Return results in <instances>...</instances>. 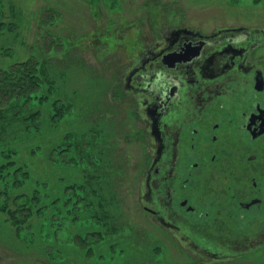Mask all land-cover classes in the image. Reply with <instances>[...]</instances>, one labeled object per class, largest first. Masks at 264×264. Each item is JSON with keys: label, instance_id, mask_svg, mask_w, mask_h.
<instances>
[{"label": "rangeland", "instance_id": "1", "mask_svg": "<svg viewBox=\"0 0 264 264\" xmlns=\"http://www.w3.org/2000/svg\"><path fill=\"white\" fill-rule=\"evenodd\" d=\"M0 9V21L6 25L0 31V71L33 57L46 62L42 65L61 88L38 103L41 148L33 149V126L22 121L31 111L22 110L23 117L11 111L1 138L21 150L20 158L34 168L29 182H42L46 199L60 198L57 204L68 199L71 204L84 194L80 185L93 184L95 212L100 213L97 201L103 200L102 190L114 192L121 209L119 222L126 228L122 235L107 237V242L115 238L127 242L124 252L115 254L117 260H109L108 253L100 256L96 238L83 231L99 226L88 218L91 207L81 201L78 207L83 211H77V205L71 209L58 234L52 229L59 222L51 225L47 216L38 220L44 224L39 236L52 240L54 254L59 255L51 259L37 248L38 230L31 221L16 234L6 214L0 213V264H202L183 251L138 201L148 152L143 150L134 105L121 90V81L154 33L169 27L205 34L242 27L264 30V0H0ZM255 55L264 57V46ZM0 106L6 110L10 104L0 99ZM57 108L64 113L52 125L50 115ZM58 145V151H67L51 162L48 152ZM73 184L78 186L72 193L67 187ZM3 189L0 183V193ZM84 236L91 240L88 255L85 248L74 245L73 238L78 242ZM224 264H264V248Z\"/></svg>", "mask_w": 264, "mask_h": 264}, {"label": "flooded vegetation", "instance_id": "2", "mask_svg": "<svg viewBox=\"0 0 264 264\" xmlns=\"http://www.w3.org/2000/svg\"><path fill=\"white\" fill-rule=\"evenodd\" d=\"M264 30L154 33L121 81L148 159L138 201L202 264L264 248Z\"/></svg>", "mask_w": 264, "mask_h": 264}, {"label": "trees", "instance_id": "3", "mask_svg": "<svg viewBox=\"0 0 264 264\" xmlns=\"http://www.w3.org/2000/svg\"><path fill=\"white\" fill-rule=\"evenodd\" d=\"M2 14L3 12L0 9V18L2 17ZM48 14L46 16L47 21L50 19ZM53 19L54 21L57 19L55 14L53 15ZM49 22L51 23L52 20ZM5 26L6 25L0 21V31ZM42 63L46 64L45 61ZM42 63H39L35 58L32 57L28 60L13 64L10 69L0 71V99H3L10 104V107L6 110L0 106V183L2 184V187H4L3 191L0 193V213L6 214V220L11 226L15 228L16 234H19V232L23 231L25 229L24 225L31 221V227L38 230L35 231L38 240V245H36L37 248L41 250L43 254L46 253L44 255L52 259L53 257L57 256L54 254V252H57L55 244L52 240L41 238L42 236H39V232L44 224H42V222L39 224L38 220L44 216H47L50 219V221L48 220L49 224L52 225V223L59 222L58 225L54 226L52 229L56 231V234H58L67 216L71 215V209L75 208L77 205V211H80V213L83 211V207H78V204L83 201L87 207H91L88 213V218L93 222H97L99 226L96 231L91 230V227H87L83 231L86 232V235L89 238L90 236L91 238H96L95 242L102 247L100 249L102 252L100 253V256L105 257L106 255L104 254L108 253L110 254L108 257L110 258L109 260H117V258H119L118 255H120V252L122 251L123 253L125 250L124 248L127 247V242H124V238L121 239L122 241L120 239L118 240V238H115L107 242V237H117L118 235H122L123 228H126V226L123 227V223L119 222L122 216L120 215L121 209L118 205L117 195L112 191H108V193L105 194L104 189L102 190L103 200L101 199V201H97L98 209L102 210L100 213L95 212L93 194L96 193V187L93 186V184L91 186L80 185L83 187L82 192H84V194L83 196L76 198V201L71 204L68 199H62V202L59 204L57 203L60 202V198L46 199L43 194L44 191L42 190L43 183H39L38 180L33 183L29 182L30 178L33 179L32 175L34 168L29 162L20 158L21 150L17 151L16 147L10 145L5 139L1 138V136H3L7 130L5 123L3 122L8 121V116L11 111H19L18 114H21L22 117V110L25 112L31 111V113L27 117H24L22 121H25L26 123L33 126L32 132L30 133L31 140L33 141V149L35 146H37V148L42 147L39 145L40 141L43 140V134L42 127L39 125L40 110L38 109V103L43 102V100L47 98L49 94H53L55 91L54 89H56L57 92L59 91L58 89H61L58 87L59 85H55L53 82L54 79L52 81V77L49 76L48 71L45 69ZM44 85H46V88ZM45 91L50 93L46 94L47 92ZM63 110V108H57L56 110L52 111L50 115L52 125L56 123L57 119L63 115ZM10 117L12 119H17L16 116ZM25 134H27V132ZM58 147L59 145L52 147L48 152L51 162L57 161L56 159H58V154H62L63 152L67 151V148L58 151ZM31 151L33 150H30L29 152ZM52 156L54 158H51ZM61 160H63V158ZM77 186V184H73L67 187V189L69 188V190H71L73 193L75 189H77ZM84 209L86 208L84 207ZM87 212L88 210H86L85 213ZM65 215L67 216L64 218ZM61 216L62 221L60 224L59 217ZM76 220L78 219L75 218V221ZM87 236H84L83 238V240L86 241L85 243L81 237L78 242L73 238L74 245L77 248L80 250L85 248L87 250L85 252L86 255L92 252L90 247L91 240ZM118 251H120L119 254L117 253ZM116 253L118 254L117 256H115ZM59 259L64 260L65 258ZM104 259L106 260V258ZM109 260L107 261L111 263Z\"/></svg>", "mask_w": 264, "mask_h": 264}]
</instances>
